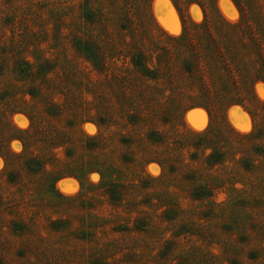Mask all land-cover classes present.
Listing matches in <instances>:
<instances>
[{
  "label": "rangeland",
  "instance_id": "rangeland-1",
  "mask_svg": "<svg viewBox=\"0 0 264 264\" xmlns=\"http://www.w3.org/2000/svg\"><path fill=\"white\" fill-rule=\"evenodd\" d=\"M195 1L0 0V264H264V67L185 78Z\"/></svg>",
  "mask_w": 264,
  "mask_h": 264
},
{
  "label": "trees",
  "instance_id": "trees-1",
  "mask_svg": "<svg viewBox=\"0 0 264 264\" xmlns=\"http://www.w3.org/2000/svg\"><path fill=\"white\" fill-rule=\"evenodd\" d=\"M218 1H195V4L202 9L204 19L199 23L190 22V26H183L179 35H165L167 43L182 47L185 51L184 54H179L182 57L181 65L185 78L191 80L196 78L198 90L202 94L211 95L214 100L218 94H227L232 90H240L248 95L252 94L253 78H256L257 69L264 67V42L261 43L259 38L262 36L259 27L261 25L254 21L251 13V3L254 4L255 0H230L239 12V20L234 22L227 21L221 16L218 10ZM204 4L209 8V16ZM174 5H176V1ZM209 23L214 29L207 26ZM247 35H251L252 43ZM135 58L137 59L135 60ZM135 58L133 66L142 75L150 76L152 74L148 64L150 61H145L141 54ZM152 70L162 72L159 74L160 76H164L166 73V68H161L159 62L157 68ZM223 72L232 76L229 81L230 85H226L227 82L220 77V73L224 75ZM170 74V71H167L166 79ZM239 74L240 76H238ZM239 82H243V84L241 85ZM239 101L234 102L238 103ZM215 154L216 152H211L208 159H214V162L219 161V159H215Z\"/></svg>",
  "mask_w": 264,
  "mask_h": 264
}]
</instances>
